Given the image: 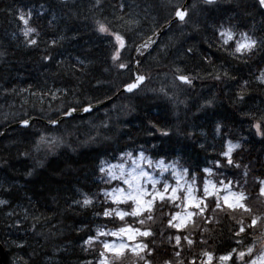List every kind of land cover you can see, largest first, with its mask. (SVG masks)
Wrapping results in <instances>:
<instances>
[{
  "label": "trees",
  "instance_id": "1",
  "mask_svg": "<svg viewBox=\"0 0 264 264\" xmlns=\"http://www.w3.org/2000/svg\"><path fill=\"white\" fill-rule=\"evenodd\" d=\"M89 1L91 5L90 3L87 5L86 0H83L82 3L89 8L87 17L83 19L77 17L74 22L81 23L82 20L85 21L86 26H92L89 25V15L96 10L99 17H107L110 19L109 15L112 16L111 9H109L107 15L102 12L105 0H100L99 7H94L96 0ZM135 2L137 8L134 7L133 0H116L114 4L115 12L118 14L117 17L124 15L125 19H127L129 16H132L140 20V25H147L150 30L147 31L144 29L143 34H146V32L153 33L162 23L167 21L174 11L172 4H176V2H171L170 0H147V2H145V0L144 2H142V0H135ZM194 2L197 6L192 12L191 21L192 23L204 24L207 37L200 35L197 31L195 35L190 37L188 48L202 39L211 41L212 29L207 25H210L213 21L218 22L220 19H226L228 17H232V23L239 26L238 30L249 31V33L256 38L264 39V14H262L264 11L258 8L256 0H218V4L215 6L204 5L202 0H192V4ZM46 3L50 5L49 7L58 5L62 9L70 4V2L58 0H26L24 4L18 6V8H22L25 12L31 8L33 11L32 23L36 24L38 28V21L42 17L40 13L45 11V7H47L45 6ZM121 4L125 5L123 13L120 11ZM41 5H43L44 10H40ZM192 23L183 28L179 26L178 22L173 23L162 33L166 34H161L156 42L153 43L143 55L139 64V70L147 79L142 90L140 89L129 94H119L117 98L122 100L120 103L111 105L108 103L95 110L96 112L92 111L82 116L76 115L70 117V120H66L64 124L66 126H72V131H69V128H57L55 134L45 124L38 121H32V127L27 129L21 128L20 126H13L12 123L33 115H44L46 118H56V116L60 113L62 114L68 107L80 108L84 105L110 98L122 84L132 79L131 62L134 47H131V44H135L141 38L130 41L128 33H126L123 28L118 27V30L124 32L126 35L128 47L123 50V58L124 62L129 63L131 70H117L113 68L110 59L112 50L109 48L105 55L107 57L105 58L104 64L110 72V77L115 79L114 82H109L104 78H92L90 75L88 77L87 74L89 73L86 72L85 74V71H83V69H85L84 67H79L82 69L80 71L66 74L63 68H55L52 65L46 67L44 65L47 64H42L37 66V69H35L33 73L37 76V80L40 81L43 75L52 71V82L49 85L42 86L36 84L38 81L35 82L32 79H30V82L28 81V83H34L33 90L37 98L35 101L34 98H32L31 109L24 103L26 111H21L23 105L19 102L21 97L17 95V93L21 94L17 90L20 89L23 84H16L12 87L9 83L11 81H9L7 85L1 87V92H17L11 97H7L3 100L0 99V178L4 180V183H2L0 179V187L2 185L1 188H7L8 190L6 192L2 189V191H4L3 195L7 197L5 200H7L8 203L0 205V207L8 208L13 212H17L19 208L25 211L26 215H24L23 223H30V229L25 226L28 229L29 239L37 243H39V241L44 242L49 237L47 230H45L44 223L47 224V220L49 222L56 220L57 223L52 227L57 226L58 229L61 230L60 233L65 236H74L77 234L79 238L76 247L79 253L82 254L88 262L97 261L99 259V252L101 251L100 245L94 243L91 248H88V246L84 245V241L87 240L89 236H95L97 227L106 226V230H110L122 226V222L118 219L106 220L102 216L105 198L103 195L98 194L106 185L101 179L102 174L99 168L106 163L118 160L122 153L132 152L135 155L142 150L146 156L152 159L165 158L166 162L179 160L182 167L193 169L194 174L197 176V183L202 189L203 180L205 178L213 182H217L219 179L223 178L216 172L213 164L209 161L217 158L227 140L231 139L232 142L238 141L242 144V147L237 149L234 153V157L238 162L242 161L244 165H250L249 175L247 177V190L251 192L253 181L261 173H264V168L260 167V165L264 163V149H261L264 147V139L255 135L254 129L250 128L251 121L249 118L243 116L242 111L234 108L235 104H233V100L236 98L237 92H229L228 96L231 103H227L226 98L222 104L224 106L218 112H215L216 110L206 112L204 113L206 116L201 118L200 116L204 115H201L200 105L197 104L193 98L196 96L194 93L196 92L197 79L194 80L191 88L184 86L183 90H178L173 86L174 79L171 73H173L174 68L158 60L159 53H163L162 50H159L160 45L163 43L162 38L165 37L164 40H166L171 31L178 32L182 36L189 35L190 31L193 30ZM18 24L19 22L14 19L12 31L19 34V42H17L15 47L6 44L5 47L0 48V61L6 58L10 53H14L18 55V59L28 62L30 61L28 56H30L32 52H38V48H40V50L45 48V50L47 49L50 53H54V47H50L49 36L47 35H39V37H37L39 40L37 46H26ZM47 30L50 31V34L55 31L50 29ZM97 39L98 45L100 46L103 45V43L108 44L110 41V38L101 37L100 35H97ZM0 46L2 45L0 44ZM207 49L212 52V54H218L222 60L226 61L229 64V69H235L237 64L244 63L227 57L214 46L210 48L208 43ZM63 54L65 56V52ZM69 54L73 55L71 51ZM214 54L212 55L213 57ZM64 56L61 55L59 59H62ZM200 56V62L204 63L202 60L203 55ZM69 57L73 59V56ZM63 61H65V59H62V64ZM249 61H253L256 65L251 75L244 79L248 81L249 79L254 80L249 81L247 93L255 89L254 83L259 84L255 78L259 75V70L264 69V51H258L257 54L247 62ZM21 69L22 70H17L19 73L17 76L18 79H21L25 72L28 73L32 71L25 67ZM94 70L95 68L93 71ZM188 74L195 76V74ZM57 89H66L67 95H65L63 91L57 92ZM49 92L57 93L55 98L50 94H44ZM165 92H167V96H165ZM88 93H90V95H88L90 99L84 100V94ZM76 96L83 98V100L77 99ZM169 97H173V99H169ZM26 100L27 99L24 101L26 102ZM143 104L150 105L152 108H158L160 104H163L166 109L164 111L167 112L166 119L161 120L157 118L156 115H158L159 112L147 111L144 115L141 114L143 115L142 120H138L137 123L134 120L125 121V119L130 118V115L137 114L139 108ZM107 106H112L114 112L108 111ZM16 108H19V110H16ZM229 111H232L234 123L237 125L236 131L234 132L228 130L226 120L222 118V116L224 115L225 117ZM93 112L97 115L94 123L91 121L92 117L89 114ZM254 114L260 116L264 113L258 112ZM185 117H191L193 121L203 120L202 123L205 125L204 129L210 137V139H207V143H209L208 150L199 149L191 143L193 132L187 131L180 134L181 128H185L189 125L192 130L195 125L191 121L187 123L184 119ZM152 124L169 130L170 135L168 137L161 136L156 128L151 126ZM217 124L222 126L220 135L216 133ZM129 128H133L135 131L131 132ZM188 133L192 135L189 136ZM145 134L154 139L151 140L149 137L141 138ZM41 135L47 138L62 137L64 143L54 148L51 153L48 151V146L46 145H41L40 151H36L34 145ZM173 137L175 138V147L167 145V141ZM254 144L259 147H255ZM81 150L92 152L94 155L93 161L88 162L87 166H81L80 171H78L79 177L75 180L73 186L71 184L72 182L69 180L64 181L62 179L66 184L63 183L59 171L65 170L70 172L71 168H74L73 165H75L77 153L79 151L81 152ZM24 153H28V155L25 156ZM10 160H13L16 165L12 170L11 167L7 166ZM64 161L68 164L61 163ZM205 166L213 168V175L206 177L205 174L199 171V169ZM59 167H63L64 169H59ZM67 167H69L70 170L66 169ZM30 171L32 174L28 175ZM223 171L229 179L235 177L241 181V184L244 183L243 167L240 169L229 168ZM189 178L191 179V177ZM27 180L37 181L38 185L28 186L25 183ZM115 183L116 182H113V184ZM234 190L240 191L241 189L236 188ZM69 192H73L75 196L74 201L76 198L78 200L82 199L81 193H88L94 198V206L84 208L72 204L69 209L74 219L66 212L62 214L59 212L58 217L55 218L59 208L56 209L54 205L59 203L58 199L67 196ZM41 198L51 201L50 208L47 209L44 205L40 204ZM249 204L255 214H264V201L252 199L249 201ZM212 207H215L214 201H212ZM227 211V209L224 211L217 210L215 212L209 210L205 217L197 218L195 228H193L190 223L188 231L183 232V235H189L190 238L195 241V245L189 246L185 241L183 242V246L178 248L174 247V239L171 243L168 242V236L174 233L175 230L167 229V209H165L163 221L161 213L159 209H157L155 213V222L149 221L146 224V226H150L155 233L154 238H148L150 247L155 249L154 254L148 257L151 264H163V260L165 259L171 260L172 264H177L178 259L183 261L184 264H190L193 260H195V264H199V258L202 257L203 251L212 253L215 259L217 255L230 251L233 248L244 250L247 244L253 242H255L256 250L260 248L262 238L264 237V223L260 224L255 230L249 229V235L241 234L240 236H236L235 232L239 230L237 221L246 220L247 223H250V219H246V216L239 212L226 214ZM97 212H100L101 215H95ZM78 215L83 216V220L79 225L76 224ZM126 221L133 224L135 227H140L131 217H127ZM237 240L242 242L238 244ZM0 242L4 245L6 250L9 249V246L7 247L8 239L4 233L1 222ZM25 243L26 242L23 241L22 244L25 246ZM177 251L181 252L179 258L175 256V252ZM233 256L235 257V253ZM123 264H137V257L129 253L127 258L123 260ZM140 264H143V262H140ZM236 264H240V262L236 261Z\"/></svg>",
  "mask_w": 264,
  "mask_h": 264
},
{
  "label": "snow or ice",
  "instance_id": "2",
  "mask_svg": "<svg viewBox=\"0 0 264 264\" xmlns=\"http://www.w3.org/2000/svg\"><path fill=\"white\" fill-rule=\"evenodd\" d=\"M202 3L207 6H215L218 4V0H202ZM99 5L100 0H96L94 7H99ZM196 6L195 2L193 4H172L174 11L170 15L167 22L168 25L178 22L179 26L183 28L192 23V12ZM257 6L259 9L264 10V0H257ZM41 7L43 8V5ZM124 8L125 5L121 4L120 11L122 13L124 12ZM9 14L13 15L19 22L18 27L24 37L25 45L28 47L37 46L39 44L37 37H39L40 32L32 24V9L29 8L25 12L22 8H18L10 11ZM40 15H43V13H40ZM116 21L123 22V25L128 27V31H132V26L140 24V20L132 16L125 19V16L121 15L116 17ZM92 26L93 31L101 37L111 38L109 43L112 48L110 54L112 67L117 70H131L129 63L124 62L123 58V50L128 47L126 35L124 32L118 30L117 23L107 17H94ZM207 26L212 29V39L211 41H206L209 47L214 46L227 57L247 63L258 51H264V39L256 38L249 31L238 30L239 26L232 23V17L220 19L218 22L213 21ZM192 27L194 31H200L201 26L198 23H192ZM153 43L155 41L149 37L144 44L136 47L137 53L143 55L141 49H147ZM57 45L58 40L52 39L50 47ZM192 52L193 49L190 47L186 50L185 55L191 54ZM45 53L42 60L46 63L51 62L53 56L47 52V49ZM202 60L205 64L213 67V71L207 73V76L204 78H211L219 82L236 79L226 69L221 72L220 68L215 66L212 56L205 54L202 56ZM78 63L84 64V61L78 60ZM139 64L140 61L137 60V68H139ZM185 71L181 67H176L173 71V86L178 90H183L184 86L191 88L194 80L201 78L199 74L195 76L189 75L185 74ZM146 79L147 77L145 75L137 71L135 80L125 85V91L133 92ZM255 79L260 85H264V69L259 70V75ZM177 81L179 83H176ZM248 87V80H244L239 85V91L236 93L233 104H243L245 102ZM21 91H26V89H21ZM56 91H63L67 95L66 89H57ZM44 94H50L53 98L56 96L54 92ZM164 94L167 96V92ZM169 99H173V97H169ZM212 104L213 101L209 100L202 107H211ZM79 110L77 107H69L63 112V116L71 117L73 113ZM82 110L88 113L92 110V105L83 107ZM245 115L251 121L250 128L254 129L255 135L264 139V114L257 116L254 113H245ZM48 123L54 127H59L62 120L60 118L49 119ZM19 126L24 129L32 127L31 118L21 119ZM151 126L156 128L163 137L170 135V131L165 128L157 127L155 124ZM221 132L222 126L217 124V135H220ZM188 135L190 136L192 134L188 133ZM63 143L62 137L47 138L41 135L34 147L36 151H40L41 145H46L48 146V151L51 153L54 148L59 147ZM203 147L204 145H201V148ZM241 147L242 144L240 142L233 143L231 139L224 143L217 158L209 161L213 164L216 172L223 178L217 182L205 178L202 189L197 183V176L194 174L193 169L182 167L179 160H171L168 162H166L165 158L154 160L146 156L142 150L137 155H134L132 152L122 153L118 158V163L107 164L106 167L101 166L99 168L102 174L101 179L106 185L98 194L103 195L105 198L102 216L106 220L118 219L122 222V226L115 228V230H106V226L97 227L95 236H89L84 241V245L88 246V248H91L94 243H98L101 247L99 259L97 261H89L88 264H123V260L127 258L129 253L137 257V264H140V262H143V264H151L148 257L154 254L155 249L150 247L148 238H154L155 233L146 224L149 221L155 222L157 209L161 213L162 221L165 215V209H167V229L175 230L174 233L168 236V242L171 243L174 239V247H182L185 241L189 246L195 245V241L189 235H183V232L188 231L190 223L195 228L197 218L205 217L209 210L215 212L217 210L224 211L227 209L226 214L239 212L245 215L246 219H250V223H247L246 220H238L239 230L235 232V235H249V229L255 230L260 224L264 223V214H255L249 204V201L252 199L264 201V173H261L253 181L252 190L249 192L247 190V177L249 175L250 165H244L242 161L238 162L234 157V153ZM24 155L27 156L28 153H24ZM241 167L244 168L243 184L235 177L229 179L223 171L229 168L240 169ZM260 167L264 168V163ZM199 171L205 174L206 177L213 175V168L207 166L199 169ZM165 173H170L171 179L175 181L174 184L168 180ZM31 174L30 171L28 175ZM188 177H191L190 181ZM113 182L116 183L113 184ZM236 188L241 190H234ZM81 196V200H75L73 203L84 208L94 206V198L92 196L88 193H81ZM212 201L215 203L214 208L212 207ZM7 203V200H0V205ZM9 215H12V213H9ZM95 215L100 216L101 213L97 212ZM127 217L133 218L135 223L139 224L140 227H135L133 224L128 223L126 221ZM109 237L112 239H108ZM241 242L237 240L238 244ZM16 246L19 248L24 247L23 244H17ZM234 253L235 257L233 256ZM175 256L179 258L181 252H175ZM202 256L206 257L207 260L206 262L202 260L201 264H212L213 255L211 253L203 251ZM219 259L221 262H231V264H236V261H239L240 264H264V250L257 252L255 242H253L246 250L233 248L231 252L220 256ZM12 264H17V262L13 260ZM25 264H28V262L25 261ZM163 264H172V261L165 259L163 260ZM177 264H184V262L178 259ZM190 264H195V260L191 261Z\"/></svg>",
  "mask_w": 264,
  "mask_h": 264
},
{
  "label": "bare ground",
  "instance_id": "3",
  "mask_svg": "<svg viewBox=\"0 0 264 264\" xmlns=\"http://www.w3.org/2000/svg\"><path fill=\"white\" fill-rule=\"evenodd\" d=\"M26 1V0H25ZM25 1L21 0H0V48L5 47V45H11L12 47H15L17 42H19L18 37L19 34L16 33L13 30L14 25V16L10 15V11H14L18 8V6L24 4ZM62 2H70L69 5L66 6V8L62 9L60 6L55 5L52 7H49L47 3L45 4V11H43V15L41 19L38 21L39 25L38 29L40 32V35H47L49 36V41L51 42L52 39L58 40V45L54 47V53H50L53 56V60L51 62H44L42 60L43 55H45V48H38V52H32L30 54L29 59L30 61H23L22 59H18V55L14 53H10L6 58L0 61V89L3 85H7L9 81L10 85L14 87L16 84H23L19 91L21 94L17 93L19 97H21V100L19 101L23 107H21V111H26V106L31 109L32 108V98H34V101L37 98L36 93H34L33 85L34 83H28L30 82V79L33 81H38L37 76L33 71L37 69V66L42 64H47L44 66H54L63 68L64 73L69 74L71 72L80 71L81 68L83 71L89 73V75L92 78H104L108 80L109 82H114V78L110 77V72L107 70V67L104 64L105 58L107 56L106 53L111 48V44L103 43V45H98V39H97V33L93 31V26H86L85 21L81 20V23L74 22L76 18H86L89 14V8L82 4L83 0H58ZM87 1L90 3L89 0ZM150 1V0H149ZM171 2L176 3H184L183 0H170ZM115 2L116 0H105L104 7H103V14L107 15L109 9H111L112 16L109 15L110 20H113L117 23L118 27L123 28V30L128 33L130 41H135L139 38L135 44H131V47L133 46L134 50L137 46L142 45L145 43L149 37H151L155 42L158 39V35H161L163 32H165L172 24L168 25V20L162 23L153 33L146 32V34H143L144 29L150 30L149 27L143 26V25H134L132 26V31H128V27L123 25V22H118L115 20V18L118 16V14L115 12ZM144 2V0H142ZM147 2V0H145ZM91 5V3H90ZM133 5L136 7V2L133 0ZM40 10H44V8H40ZM130 11V9H129ZM131 12V11H130ZM90 23L89 25H92V20L94 17H99L97 14V10L91 13L90 15ZM55 17V19H53ZM37 18V17H36ZM33 24V23H32ZM200 35H207L206 30L204 29V24H199ZM34 27H37L36 24H33ZM50 30H55L54 33L50 34ZM158 31V32H157ZM197 31L191 30L189 35L182 36L180 33L171 31L169 37L164 40L165 37L162 38V45H160L159 50H162L163 53H159L158 60L168 64L172 68L181 67L185 69V74H199V77L197 78L196 83V92L194 95H196L194 98V101L200 105V112L201 115H204L206 112L215 111L218 112L224 105L223 101L227 98V103H231L229 100V92L231 91H239V85L242 83L244 79L249 77L254 69V66L256 63L253 61H249L247 63L237 64L235 69H229V64L222 60L221 57H219L218 54H214V57L212 56V52H210L207 49V40L202 39L201 41L193 44L191 48L193 49V52L191 54H187L186 50L188 48V41L190 40V37L195 35ZM21 33V32H20ZM155 33V34H154ZM166 34V33H164ZM162 34V35H164ZM51 37V38H50ZM63 37V39H61ZM207 37V36H206ZM111 39V38H110ZM128 44V42H127ZM63 48V50H62ZM112 50V48H111ZM73 55H70L69 52ZM65 52V56L64 53ZM209 55L214 58V64L215 66L219 67L221 72L223 70H227L230 75L236 77L235 80H226L224 82H219L211 78H204L207 76V73L213 71V67L204 63L200 62V55ZM63 55L62 58L65 61L62 62V59H59V57ZM1 56V55H0ZM69 56H73V59ZM78 60H83L84 64H79ZM27 66V67H26ZM28 68V73L25 72L23 77L21 79H18L17 76L19 73L17 70H22L21 68ZM95 70L93 71V69ZM138 71L139 68H137ZM173 75V73H171ZM52 71L47 72L45 75H43L42 79L38 81L37 85H49L52 82ZM134 79V70H132V79L124 84H122L117 91L107 99V104L109 105L114 103H120L122 100L120 98H117L119 94H129L133 93L134 91L142 90L143 86L145 84V81L143 84L139 85L137 89H134L133 92H119V90L123 87H125L126 84L130 83ZM174 79V77H173ZM249 81H254L253 79H249ZM99 82V81H98ZM178 82V81H177ZM255 89L251 92H248L245 96V102L243 104H235L234 108L239 109L242 111V115L246 116L245 113H264V85L256 84ZM21 89H26V91H21ZM13 93H6L0 91V99L3 100L7 97H11L15 94ZM57 94V93H56ZM84 100L90 99L88 94H84ZM27 97V98H26ZM83 97V95H82ZM233 97V96H231ZM235 97V96H234ZM79 100H83L81 97H77ZM25 99L26 102L24 101ZM233 99V98H231ZM212 100L213 104L211 107L204 106L206 101ZM25 103V104H24ZM49 104V103H48ZM88 105H92V111H95L99 109L100 107L91 104L84 105L82 107H86ZM50 108L49 106H47ZM80 107V108H82ZM69 108V107H68ZM16 110H19V108H16ZM45 110V109H44ZM67 110V109H66ZM65 110V111H66ZM107 110L110 112H114V108L112 106H107ZM165 106L163 104H160L158 108H152L150 105H141L139 108V112L137 114L130 115V118L125 119V121L134 120L136 123L138 120H142V116L147 113V111H154L159 112L157 118H160L161 120L166 119L167 112L164 111ZM105 111V109H104ZM96 112V111H95ZM92 117V122H95V118L97 117L96 114L89 113ZM143 114V115H141ZM63 113L56 116V118H46V116H30L25 119L31 118V122L38 121L40 123L45 124L52 132L56 134L57 128H69V131H72V126H66L64 122L66 120H70V117L67 118H61ZM74 116V115H73ZM82 116V115H79ZM200 116L201 118L205 117ZM72 117V116H71ZM248 117V116H247ZM246 117V119H247ZM60 118L62 120V123L59 125V127H54L47 124L49 119H57ZM223 119L226 120V126L229 131L234 132L236 131L237 125L234 123L233 113L232 111L227 112L226 116H222ZM187 123L190 121L195 124L193 126V129L191 130V127L187 125L185 128H181V133L191 131L193 132V136L191 137L192 141L191 143L202 150H208L209 149V143H207L208 134L206 132L205 125L202 123L203 120L193 121L191 117H185L184 118ZM134 124V123H133ZM131 132H134L135 129L129 128ZM128 135V134H126ZM149 135L145 134L141 138H148ZM151 138V137H149ZM154 138H151V140ZM174 137L172 139H169L167 141V145L169 146H176L174 143ZM201 145H204L203 148H201ZM255 147H259L258 145L254 144ZM261 148V147H260ZM261 149H264L262 147ZM79 153V154H78ZM77 153V157L75 158V165H73L74 168H71L70 172H67L65 170H60V177L61 181L62 179L64 181L69 180L72 183L75 182V180L79 177V172L81 166H87L88 162L93 161L94 155L92 152L88 151H79ZM15 156V155H14ZM67 160V158H66ZM64 164H68L67 162H61ZM9 167H11V170L16 167L15 162L13 160H10L8 162ZM59 169H64L63 167H59ZM66 169L70 170L69 167ZM76 170V171H73ZM44 177V175H43ZM1 179V182L4 183V180ZM10 180V179H8ZM62 181L63 183H65ZM28 186L32 185H38L37 181H26L25 182ZM66 184V183H65ZM2 187V185H1ZM0 187V188H1ZM6 192L8 191L7 188H2ZM0 189V200L7 199L6 195L4 194V191ZM74 194L73 192L62 197L61 199H58L59 203H56L54 206L58 209L57 214L55 215L57 218L59 215V212L61 214L63 212H66L71 218L74 219L72 216V213L70 211V206H72L74 201ZM75 200H78L77 198ZM40 204L44 205L47 209L51 206V201L48 199H40ZM53 208V207H52ZM19 212V213H18ZM9 213H12V215H9ZM24 215H26L25 211L22 209L17 210V212H13L9 210L8 208L0 207V222L2 225V228L4 230V233L8 239L7 247L9 246V249L6 250L4 245L0 242V246L2 247V252L0 250V264H12V261L15 260L16 262H20L21 264H25V261L28 262V264H88V260L83 257L82 254L79 253V250L77 249V240L78 235L75 234L74 236H65L63 235L60 229H58L57 226H54L57 221H46L47 224L44 223L45 230H47V233L49 234V237L44 241L37 243L36 241L29 239L28 236V229L30 223H23ZM28 215V214H27ZM83 220V216L78 215L76 218V224L79 225L81 221ZM19 225V226H17ZM22 228H21V227ZM28 228H26V227ZM16 227V228H15ZM19 227V228H18ZM42 228V226L40 225ZM14 241L15 243H13ZM23 241H25V246L23 248H18L17 244H22ZM8 252V253H7Z\"/></svg>",
  "mask_w": 264,
  "mask_h": 264
},
{
  "label": "rangeland",
  "instance_id": "4",
  "mask_svg": "<svg viewBox=\"0 0 264 264\" xmlns=\"http://www.w3.org/2000/svg\"><path fill=\"white\" fill-rule=\"evenodd\" d=\"M254 131V130H253ZM255 132V131H254ZM155 160V159H154ZM156 160H158V159H156ZM119 161H114V162H109V163H106L104 166L106 167L107 166V164H115V163H118ZM129 164H130V162H129ZM157 175H158V173H156ZM165 176L168 178V180L171 182V183H175V181L174 180H172L171 179V175H170V173H165ZM189 181H190V179H189ZM2 189V188H1ZM16 228V227H15ZM19 228V227H18ZM109 239H112V238H109ZM13 243H15L14 241H12ZM262 250H264V249H262ZM226 254H228V253H225V254H222V255H226ZM221 255V256H222ZM203 260L206 262V260H207V258L206 257H204L203 258ZM17 264H21L20 262H17ZM212 264H231V262H221L220 261V259H219V261L217 262V263H212Z\"/></svg>",
  "mask_w": 264,
  "mask_h": 264
},
{
  "label": "water",
  "instance_id": "5",
  "mask_svg": "<svg viewBox=\"0 0 264 264\" xmlns=\"http://www.w3.org/2000/svg\"><path fill=\"white\" fill-rule=\"evenodd\" d=\"M189 0H185V2L184 3H187ZM158 32V31H157ZM144 44V43H143ZM133 70H134V79L130 82V83H132L134 80H135V74H136V72L138 71L137 70V67H136V61H133ZM122 91H124V92H127V91H125V87H123V88H121L120 90H119V92H122ZM104 102H101V103H98V104H96L95 106H98V105H100V104H103ZM83 109V108H82ZM79 110L78 112H75V113H73V115L74 114H82V113H84L83 112V110ZM62 117L61 118H67V117H64L63 115H61ZM16 125H19V122L18 123H15ZM47 124H48V122H47ZM0 250H1V252H2V247L0 246Z\"/></svg>",
  "mask_w": 264,
  "mask_h": 264
}]
</instances>
